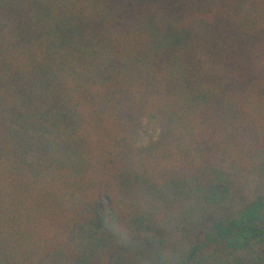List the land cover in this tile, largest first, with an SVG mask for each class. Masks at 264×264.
Returning a JSON list of instances; mask_svg holds the SVG:
<instances>
[{"label": "trees", "instance_id": "obj_1", "mask_svg": "<svg viewBox=\"0 0 264 264\" xmlns=\"http://www.w3.org/2000/svg\"><path fill=\"white\" fill-rule=\"evenodd\" d=\"M263 159L264 0H0V264L145 228L141 189L222 207ZM237 214L153 264H264V196Z\"/></svg>", "mask_w": 264, "mask_h": 264}, {"label": "rangeland", "instance_id": "obj_2", "mask_svg": "<svg viewBox=\"0 0 264 264\" xmlns=\"http://www.w3.org/2000/svg\"><path fill=\"white\" fill-rule=\"evenodd\" d=\"M169 127L165 128L156 116L148 117L140 143L147 145L151 140H159ZM234 194L229 203L222 207H208L199 215L194 213L192 203L176 200L170 192L141 189L139 194L134 192L124 208L130 212L128 206L133 200L136 212L152 217V223L136 231L109 237L97 249L90 250L85 245L66 249L44 264H153V252L159 248L170 256L178 255L206 231L212 230L218 220L237 217L244 205L264 196V159L250 180L236 188Z\"/></svg>", "mask_w": 264, "mask_h": 264}]
</instances>
